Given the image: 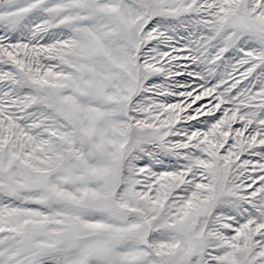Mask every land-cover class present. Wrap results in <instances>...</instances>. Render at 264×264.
Listing matches in <instances>:
<instances>
[{"label": "snow or ice", "instance_id": "obj_1", "mask_svg": "<svg viewBox=\"0 0 264 264\" xmlns=\"http://www.w3.org/2000/svg\"><path fill=\"white\" fill-rule=\"evenodd\" d=\"M0 264H264V0H0Z\"/></svg>", "mask_w": 264, "mask_h": 264}]
</instances>
